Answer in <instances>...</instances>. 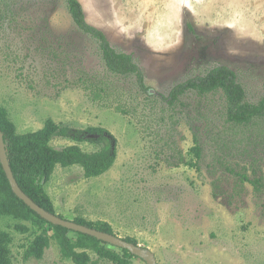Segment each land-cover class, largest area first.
<instances>
[{"label":"rangeland","instance_id":"1","mask_svg":"<svg viewBox=\"0 0 264 264\" xmlns=\"http://www.w3.org/2000/svg\"><path fill=\"white\" fill-rule=\"evenodd\" d=\"M78 1L87 23L132 56L153 93L140 91L134 75L106 69L98 42L76 27L65 0H0V106L15 133L36 132L52 119L101 127L115 138V161L98 177L55 167L44 185L55 215L107 222L157 264H264V191L238 176L264 181V118L227 123L220 93L191 92L173 107L158 96L224 66L247 102L261 100L264 0ZM194 146L199 160L189 153ZM41 228L0 216V230L12 238V264H73L53 239L40 260H23ZM130 263L146 264L136 256Z\"/></svg>","mask_w":264,"mask_h":264},{"label":"trees","instance_id":"2","mask_svg":"<svg viewBox=\"0 0 264 264\" xmlns=\"http://www.w3.org/2000/svg\"><path fill=\"white\" fill-rule=\"evenodd\" d=\"M65 2L76 27L98 42L106 69L117 76L134 75L140 91L147 92L149 89L144 85L143 73L133 61L132 56L116 52L104 33L87 23L78 0H65ZM100 91L104 92L103 89ZM101 92L93 95L100 99ZM191 92L199 97L220 93L225 102L227 123L242 126L248 125L255 119L264 118V97L255 104L247 102L242 86L237 83L234 72L227 67L213 68L205 76L191 78L173 86L166 96H158L173 107L180 103L183 96ZM0 133L3 136L9 168L17 186L32 202L52 215H55L53 205L44 190V185L56 166L62 168L78 166L85 178H95L107 172L116 158L115 138L101 127L75 129L47 119L42 128L36 132L16 134L7 111L0 106ZM57 138L76 144H95L99 146V149L94 152H85L76 144L57 149L50 145ZM189 153L198 160L201 158L199 146H194ZM188 165L193 167L195 163L190 162ZM238 176L240 181L247 182L254 191H264V181L261 178L250 179L245 174ZM0 216L30 222L37 227L46 226V228H41V234L24 252L23 260L25 261L40 260L44 250L49 247L50 239L58 245L61 258L73 264H97V261L90 258L88 252L108 264H131L130 259L134 257L125 249H119L120 253H117L108 248V244L89 235L73 232L43 220L14 194L1 164ZM72 222L98 232L114 235L112 227L107 222H86L81 218H76ZM20 228L26 230V226L22 225ZM123 240L137 245L133 238L127 237ZM11 243V236L0 230V264H12Z\"/></svg>","mask_w":264,"mask_h":264},{"label":"water","instance_id":"3","mask_svg":"<svg viewBox=\"0 0 264 264\" xmlns=\"http://www.w3.org/2000/svg\"><path fill=\"white\" fill-rule=\"evenodd\" d=\"M150 93H153V91L149 90ZM0 164L3 168V171L5 173V176L9 182V185L14 192V194L26 205L32 210L34 213H36L39 217H41L46 222L55 225L60 226L62 228H65L67 230L78 232L81 234L89 235L93 238H95L98 241L104 242L112 247L118 248V249H125L129 251L132 255L145 260L146 264H157L156 259L154 255L151 252H147L143 249H140L138 245H133L125 242L122 238L116 237L115 235H108L102 232H98L96 230H92L89 228H86L82 225L75 224L72 221L64 220L58 217L57 215H52L39 206H37L34 202H32L17 186L13 175L11 173V170L9 168V164L6 157V151H5V145L3 142V136L0 133Z\"/></svg>","mask_w":264,"mask_h":264}]
</instances>
